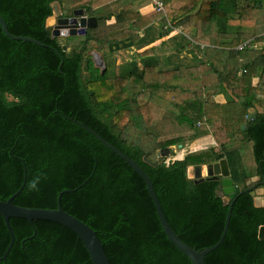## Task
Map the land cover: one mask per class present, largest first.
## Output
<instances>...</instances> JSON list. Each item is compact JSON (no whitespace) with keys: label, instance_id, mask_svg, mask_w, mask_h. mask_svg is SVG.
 Here are the masks:
<instances>
[{"label":"trees","instance_id":"trees-1","mask_svg":"<svg viewBox=\"0 0 264 264\" xmlns=\"http://www.w3.org/2000/svg\"><path fill=\"white\" fill-rule=\"evenodd\" d=\"M54 1L60 0H0L9 32L43 44L10 39L0 27V201L20 188L26 172L25 185L12 202L53 209L58 194L70 190L60 197L62 208L96 232L111 264H192L165 235L143 178L68 117L138 163L182 241L196 249L215 244L228 209L217 194L221 177L196 182L188 169L225 159L234 185L247 189L255 184L247 185L251 176L240 151L252 143L256 170L264 176V112L256 110L264 104L256 96L264 97V31L245 38L237 22L263 9L264 0H188L186 11L192 14L174 16L176 1L160 0L162 9L110 34L122 37L94 35L97 24L70 51L45 26ZM155 15L169 24H159L157 36L148 40ZM95 17L99 23L115 18L108 24L119 25L123 13ZM175 28L179 33L138 53L142 67L135 60L116 62L119 50L136 52ZM184 29L191 40H183ZM248 40L249 46L235 49ZM92 50L102 56L103 68L95 66ZM160 56L170 68L157 67ZM257 66L262 68L253 84ZM151 108L159 112L153 122ZM252 108L255 117L241 130ZM206 136L215 146L169 163L157 158L159 149ZM36 178V189H30ZM9 222L15 240L0 264H93L68 227L44 219L10 217ZM9 241L0 215V256ZM204 262L264 264V206H256L249 192L234 200L228 231Z\"/></svg>","mask_w":264,"mask_h":264},{"label":"water","instance_id":"water-1","mask_svg":"<svg viewBox=\"0 0 264 264\" xmlns=\"http://www.w3.org/2000/svg\"><path fill=\"white\" fill-rule=\"evenodd\" d=\"M51 8H52V14L57 15L60 13V3L58 1L52 2ZM73 15L74 16L72 18H58L56 20L57 22L56 27H58L59 24L64 23L65 24L64 26L68 28V31L62 32V35L64 36L65 35H84L88 28H92L97 25V20L95 16H90V17L83 16V9L74 10ZM45 26L47 25L45 24ZM0 27L3 33L10 39L29 41L37 45H43L39 40H36L35 38L28 37V36L14 35L10 33L1 15H0ZM58 34L59 33H57L56 31L54 30L52 31V36H55ZM62 47L63 49H66L65 45H62ZM254 117L255 115L253 113H249L247 123L240 124V129L244 130L246 125H249L250 121ZM68 119L71 122L75 123L76 125L84 128L91 135H93L96 139H98L103 145H105L110 150H112L114 153H116L127 164H129L139 176L143 178L146 184V189L153 201L158 220L160 222V225L165 235L167 236L169 241L191 261L192 264H205L204 256L208 254L209 252L213 251L214 249H216L222 243L228 231V225H229V220L231 217L233 202L236 199V197L245 192H249L252 196H254V199L256 197V193H257L256 185H250L252 182V179L247 180V185H250L247 189L239 190V188L234 185L232 179L229 177V169H228L227 162L225 159H220L219 161L214 162V163L194 165L193 170L196 171V174H195L196 182L202 181L205 177H212V178L221 177L220 185L217 190V194L222 197V200L225 204H228V209H227V213H226L225 220H224V226H223V229H222V232H221V235L218 241L211 246L204 247L201 249L193 248L189 246L188 244H186L184 241H182L179 238V236L175 233V231L171 228L169 223L167 222L166 217L161 208V205L159 203V200L154 191L153 184L149 176L138 165V163H136L134 159L124 154L121 150L116 148L113 144L106 141L104 138H102L99 134H97L94 130H92L88 126L84 125L83 123L75 119H72L69 117ZM157 155H159V150L157 151ZM25 173H24V179H23V182L20 188L16 192H14L10 197H8V199H6L5 201H0V215L2 216L5 222L6 228L8 229V232L10 234V241L5 251L0 256V261L1 260L4 261L6 259V256L8 255V253L10 252L13 246L15 236H14L12 227L10 225L9 218L16 217V218L27 219L30 222L34 219L35 220L44 219V220H50V221L57 222L61 225H64L68 227L69 229H71L73 232H75L78 238L83 242L89 254L90 260L93 264H111L110 261L108 260V257L103 249V246L100 240L98 239L96 235V232L88 224L84 223L83 221L76 218L72 214H69L62 208L61 203H60V197L62 193L68 192L70 190H63L58 194L57 207L53 209L24 207V206L15 205L12 202L13 198L21 192V190L23 189L25 185V179H26ZM260 184H264V176L262 177V181L260 182ZM74 190L76 189H73L72 191ZM254 204L258 207L262 206L256 200H254Z\"/></svg>","mask_w":264,"mask_h":264},{"label":"rangeland","instance_id":"rangeland-1","mask_svg":"<svg viewBox=\"0 0 264 264\" xmlns=\"http://www.w3.org/2000/svg\"><path fill=\"white\" fill-rule=\"evenodd\" d=\"M176 2L172 3L171 6L175 8L173 12V16L179 14L180 12H184L188 9V0H174ZM60 2L63 4V9L65 13H72L74 10L78 9H84V14H88L89 12L95 14L96 16H107V15H117L120 14V12L123 13V17L119 21V25L115 24L116 20L114 18L112 24V21L107 20L105 23L104 22H97L99 24L100 28L94 29L91 32L96 35V36H112L116 38L122 37L121 34L117 33L115 35H110L115 32H118L122 30V28H127L128 24L131 23V21H134L136 18V22L140 21V16L150 13V12H155L154 7L152 4V0H60ZM188 11L190 12H184L186 15L192 14L191 10L189 9ZM93 15V16H95ZM185 15L181 16V19ZM159 15V18H157V15L154 16L155 18V30L154 32L150 33V37H156L157 36V30L159 29V24H166L168 25L169 22L165 17H162ZM54 20V14L48 16L46 18L45 24L48 27H51L53 24ZM180 20V17L178 18V22ZM181 21V20H180ZM177 22V20L172 19L171 23ZM241 28L243 29V34L241 35L242 37H257L259 36L263 31H264V8L261 10H256L252 12H248L245 14L243 19H240V21H237ZM145 23V22H144ZM122 24V25H121ZM180 29L175 28V30H172L170 33L166 35V37H170V35H174L175 33H179ZM182 32V33H181ZM180 32V35L182 36L184 41L191 40L193 37L189 31L184 29ZM129 33V31L124 32V34ZM184 34V36H183ZM84 35H70L67 38H59V41L62 45L66 46V50L70 51L72 48V45L75 43H79L81 39H83ZM251 40V39H250ZM67 44V45H66ZM146 48H142L140 50H137L135 52L134 48H124L118 51L116 54V62L118 63H123L127 61L129 63L131 60H135L137 65L139 67H142V61L143 58L138 56V53L143 51ZM196 52V50H194ZM92 55V61L94 62L95 66L97 67H104V62L103 58L100 55V53H97V51L92 50L91 52ZM187 56H190V53H185ZM199 54V51L197 52ZM164 58V56L158 57V65L157 67L159 69H167L171 67V63L169 64ZM257 79L254 78L252 82L254 83ZM205 96L208 97V93H205ZM150 107V106H148ZM141 113L145 114L146 113V107L143 105L141 109ZM148 118H150V121L153 122L152 120L159 118V112L155 108H151V110L148 111ZM146 121V119H145ZM210 136L203 137V142L195 145L193 142H187L182 144H175L169 147H165L163 150L159 149V155H157V158L163 157L165 159L166 163H169L175 159H182L186 154H190L193 151H198V150H203L207 149L208 147L215 146V144L212 143V140H209ZM206 139H208L206 141ZM180 145V146H179ZM242 155V160L244 166H250L254 165V160L253 156L250 152V143H248L241 151ZM249 159L251 161H249ZM202 165V164H199ZM194 166V165H193ZM193 166H190L188 169V177L190 178H196L195 177V172L193 170ZM256 199L259 203H262V196H257L256 194Z\"/></svg>","mask_w":264,"mask_h":264},{"label":"crops","instance_id":"crops-1","mask_svg":"<svg viewBox=\"0 0 264 264\" xmlns=\"http://www.w3.org/2000/svg\"><path fill=\"white\" fill-rule=\"evenodd\" d=\"M59 2V1H58ZM82 9V8H81ZM84 11V10H83ZM170 36H172V35H170ZM167 37L165 36L164 38H162V39H160V40H157V41H155L154 43H152V44H150V45H148V46H146L145 48H147V47H150V46H152V45H154V44H157V43H159V42H161V41H163L164 39H166ZM262 68V66H257V68H256V74H257V76L255 75V77H253L252 78V80L254 79V78H256L257 80L253 83V84H255L257 81H258V77H260V69ZM257 96V98L258 99H263L264 97H263V95H260V94H258V95H256ZM256 110L257 111H259V112H264V104L263 105H257L256 106ZM250 113H253L254 115H255V111H254V109L252 108V109H250V111H249ZM209 140H212V138H211V136L208 138ZM208 139H206V141L208 140ZM203 138H199V139H197V140H194L193 141V144H195V145H197V144H199V143H201V142H203ZM212 143L213 144H215V142L212 140ZM251 145H252V143H250V152H251V154H252V147H251ZM252 156H253V154H252ZM241 157H242V155H241ZM253 160H254V157H253ZM243 161V160H242ZM249 161H251L250 159H249ZM244 168H245V170L247 171V173L251 176V178L250 179H252V182L251 183H254L255 185H257L256 186V189H257V196H262V203H260L262 206H264V186H262V185H264V184H260V182L262 181V179L260 178V175L258 174V172H257V166H256V162L254 161V165H250V166H244ZM263 177V176H262ZM259 186V187H258ZM254 200H256L257 201V199H256V197H255V199ZM258 202V201H257ZM259 203V202H258Z\"/></svg>","mask_w":264,"mask_h":264},{"label":"flooded vegetation","instance_id":"flooded-vegetation-1","mask_svg":"<svg viewBox=\"0 0 264 264\" xmlns=\"http://www.w3.org/2000/svg\"><path fill=\"white\" fill-rule=\"evenodd\" d=\"M59 3H60V13L59 14H57V15H54V20H53V24L51 25V34H52V31L54 30V31H56L57 33H59L58 35H55L56 37H59V38H66V37H68V36H70V35H62V32H64V31H68V28L67 27H65L64 25V23H62V24H59L58 25V27H56L57 26V22H56V20L58 19V18H72L74 15H73V12L72 13H65V11H64V9H63V4L59 1ZM91 15H88V14H86L85 13V15H84V17H90ZM46 27H48V26H46ZM56 27V28H55ZM195 172V174H196V171H194Z\"/></svg>","mask_w":264,"mask_h":264},{"label":"built area","instance_id":"built-area-1","mask_svg":"<svg viewBox=\"0 0 264 264\" xmlns=\"http://www.w3.org/2000/svg\"><path fill=\"white\" fill-rule=\"evenodd\" d=\"M153 2V7L155 8V9H157V10H160V9H162V5H161V2H160V0H152ZM249 44H250V41L248 40V41H244L243 43H241V44H239V45H237L236 47H235V49H237V50H241L243 47H245V46H249Z\"/></svg>","mask_w":264,"mask_h":264},{"label":"clouds","instance_id":"clouds-1","mask_svg":"<svg viewBox=\"0 0 264 264\" xmlns=\"http://www.w3.org/2000/svg\"><path fill=\"white\" fill-rule=\"evenodd\" d=\"M152 4H153V3H152ZM38 182H39V178L34 179V180L29 184V188H30V189H36Z\"/></svg>","mask_w":264,"mask_h":264},{"label":"bare ground","instance_id":"bare-ground-1","mask_svg":"<svg viewBox=\"0 0 264 264\" xmlns=\"http://www.w3.org/2000/svg\"><path fill=\"white\" fill-rule=\"evenodd\" d=\"M85 14H84V11H83V16H84Z\"/></svg>","mask_w":264,"mask_h":264}]
</instances>
